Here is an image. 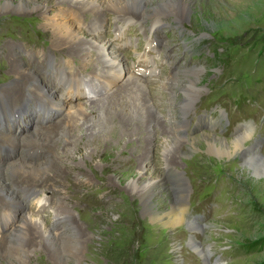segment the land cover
Returning a JSON list of instances; mask_svg holds the SVG:
<instances>
[{
    "label": "rangeland",
    "instance_id": "rangeland-1",
    "mask_svg": "<svg viewBox=\"0 0 264 264\" xmlns=\"http://www.w3.org/2000/svg\"><path fill=\"white\" fill-rule=\"evenodd\" d=\"M11 1L18 3V0ZM155 1L145 0L147 4ZM190 1L191 12L181 23V33L165 22L151 20L154 12L150 8L147 19L135 21L130 17H124L127 20L119 19L121 16L106 11L105 19H102L98 24L100 27L96 28L98 34L95 41L113 40L112 45L116 44L117 53L123 58L122 66L126 69L116 72L119 77L116 81L109 83L102 79L103 85H108L109 92L122 84L128 73H135L144 77L143 79L148 77L146 80L149 84L158 83L160 87H165L166 84L158 82V78L164 80L165 76L173 77V81L179 82L178 86H181L174 88L176 92L173 100L176 110L184 113L186 107L181 110L182 105L188 102L191 104L184 121L186 130L181 135L198 136L207 132L229 141L241 126H246L252 129L256 146L264 156V0ZM2 3L3 0H0V4ZM60 7L49 8L45 18L53 19L54 14L69 8ZM40 16L36 12L23 14L14 10L0 15V92L15 83L14 77L8 73V55L18 46L28 69L35 75L39 74L41 82L52 86L56 98L62 100L65 105L62 110L57 111L48 98L42 99V92L36 97H22L20 101H16V107L10 103L12 100L8 99L7 105H2L1 102L0 130L11 134L33 132L32 129L37 123L44 126L52 124L53 128L66 117L72 106H77L90 97L95 99L93 96L97 93L94 88L91 93L90 90L87 91V96L80 93L84 91L82 87L87 86V77L84 81L82 72L84 69L91 70L89 62L78 74L81 71L80 65L68 63L70 60L65 58L66 55H73L72 51L63 48L65 46L61 43L55 44L51 30L44 27L45 18ZM70 16L75 22L79 20V15ZM88 19L78 21L77 24L81 25H77L79 27L76 26V29L86 30V27H89ZM151 28L153 29L149 31ZM85 35L87 33H84ZM166 43H170L169 52L164 47ZM112 45L108 46L109 49L114 48ZM151 69H155V72L150 73ZM71 72H76L79 78L70 77ZM65 79H71V82L80 86L78 89L74 84L78 93L71 91L72 93L66 96L69 83ZM34 86L38 84L35 83ZM189 86L196 88V92L192 93V101L185 99L184 95ZM152 96L163 100L165 94L157 93ZM20 106L26 112L31 107L30 113L20 121L12 112V116L17 120L9 118L5 124L10 121L12 124L6 128L3 123L8 115L3 114V111L9 113L10 108ZM155 107L159 108L161 104H156ZM74 108L72 110H76V107ZM166 123L164 122L165 125ZM59 139L60 137L55 141L57 145L60 144ZM154 141V145H158L144 151L145 158L142 157L145 169L138 163L142 148H133V145L128 143L121 156V159L137 160L134 177L139 188L146 180L156 179L157 186L152 189V197L145 204L147 206H143L139 194L128 192L127 181L121 184L118 182L120 176H110L113 187H108L104 184L106 181L100 179L89 183L87 180L90 177L87 178V175L94 174L85 164L80 167L69 166L72 174L64 177L62 184H71L72 187L61 191H47L35 187V194L24 196L21 190L15 189L17 194H22L20 200L25 203L24 212L44 215L46 221L49 220L47 215L53 208L58 211L73 209L75 218L72 223L75 220L80 224L87 238L82 247L83 260L75 261L74 250H71V254L67 252L62 255L61 263L213 264L215 260L227 264L263 262L264 247L250 250L249 244L264 241V173L255 175L248 162L241 161L237 155L219 154V143L217 146H208L201 137L194 147L188 149L184 145L171 143L172 148L168 151L166 143L160 144L157 138ZM178 146L182 148L181 152L178 151ZM41 149L35 146L25 152L19 146L10 149L0 145L3 173L7 174V163L17 159L21 151L24 156L28 154L25 161H45L47 156L45 150ZM135 154L137 158L134 157ZM77 172L80 173L79 176H85L74 179L73 176ZM182 178L185 188L179 184ZM50 186L53 187V182L47 184L46 188ZM177 188H183L180 195L185 197L184 201L188 206V213L183 215L184 219L194 220L201 225L200 229H188V223L185 221L169 227L162 222L166 218L151 215L152 212L163 214L171 204H177L174 200L178 195ZM57 192H61V196L72 198L66 199L65 202L61 200L62 202L53 206L59 196ZM148 205L155 207L150 210ZM7 207L10 206L0 205V233L3 235L11 226L22 220V210L7 211ZM54 221L52 220V223ZM191 241L200 246V251L194 249ZM42 263L52 264L46 254ZM0 264H3L1 258Z\"/></svg>",
    "mask_w": 264,
    "mask_h": 264
},
{
    "label": "bare ground",
    "instance_id": "bare-ground-1",
    "mask_svg": "<svg viewBox=\"0 0 264 264\" xmlns=\"http://www.w3.org/2000/svg\"><path fill=\"white\" fill-rule=\"evenodd\" d=\"M17 2V4H14L11 0H3V3L0 4V15L14 10L23 14L36 12L37 15L40 14L45 18L44 15L49 8L69 7L67 8L68 10L66 9L61 13L54 14L53 19H43L45 21V26H43L51 30L52 39L56 45H60L61 43L62 46H65L63 48L72 51L73 55L65 56L66 59L70 60L68 63L79 64V70H81L89 62L90 71H88L89 69H84V71L82 69L78 72L80 74L83 71V80L87 77V82H85L87 86L82 87L84 91L80 93L87 96V91L90 90L91 93L94 89H97V93L93 96L95 99L90 97L91 99L84 100L77 104V106H72L69 110L67 109L66 117L53 128L51 127L52 124L44 126L37 123L32 129L33 132H23L19 135L0 130V145L3 147L7 146L10 149H14L19 146L22 151L25 150L26 152V150L28 151L37 146L45 150L44 152L47 156V159L43 162L25 161V156L28 154L25 153L26 155L24 156L21 151L17 159L10 160L7 163V174L3 173V161L0 160V205L1 207L10 206L5 208L7 211L9 209H17V211L14 210L16 212L22 210V220L20 223L11 226L9 231L4 233V235L0 233V258L3 260V264H41L44 261V254H46L52 264H62L60 258H62L64 253H70L71 250H74L73 259L75 261L83 260L82 247L87 238L80 224L75 220L72 223V219L75 218L73 209L69 208L64 211H58L53 208L47 215L49 220L46 221L44 219L46 216L44 215L26 214L27 211L24 212L26 209L25 203L20 200L22 194L19 195L15 191L18 188L24 196H30L31 194H35V187H41L47 191L52 189L61 191L66 189V187H72L71 184H62L64 177L66 178L72 174L69 166L80 167L82 164H85L92 169V173L94 174V176L87 175V178L90 177L87 181L91 183L94 179L104 180L106 181L104 184L108 187H113V183L110 180L111 175L114 177L120 176L118 182L121 184L127 181L128 192L133 191V194H139L143 206H147L145 204L152 197L151 191L157 186V181L156 179L152 181L146 180L141 185V188H139L138 182L134 177V174H136L134 166L137 164V160L131 158L121 159L123 149L128 143L132 144L133 148L143 149V152L138 155L140 159L138 163L139 165L141 164L143 169H145V162L142 159L144 151L158 145H154L156 144L154 141L156 138L160 144H167L169 148L166 150L168 151L172 148L171 143L178 144L179 146L184 145L188 149L194 147L196 141L201 137L208 146H217L219 143V154L237 155L241 161L248 162L252 166L255 175H262L264 173V156L256 146L257 142L253 139L252 129H248L246 126H241L238 133L229 141L216 134L207 132H203L198 136L190 134V136L186 137L181 135L186 130L187 125L184 121L186 120L188 110L191 108V104L189 102L181 104V110L186 107L184 113L180 111L179 113L176 110V104L173 100V95L176 92L174 88H180L181 86H178L179 82L173 81V77L165 76L164 80H160L157 77L158 82L162 81L166 84L165 87H160L158 83L149 84L146 80L148 77L143 79L144 77L142 78L135 73H128L122 84L109 92H107L108 85H103L102 79H105L109 83L116 81L119 78L116 76V72H120L123 68L126 69L122 66L123 58L117 53L116 44H113L114 48L111 47L109 49L108 47L112 45L113 40L95 41L98 34L96 28H99L98 24H100L102 19H105L106 11L112 15L121 16L119 19L123 18V20H127L124 17H130L135 21L147 19L149 16L148 8H150L154 12L151 20L161 23L165 22L169 26H173L175 31L181 33L183 32L181 23L188 18L191 12L190 0H156L155 3H148L150 4L149 6L145 0H18ZM71 14L75 16L79 15L78 21H82L83 18H89V27H86V30L83 28L76 29V26H80L81 24H77L78 21H73V17L70 16ZM95 23L97 24L95 25ZM84 33H87V35L84 36ZM181 44L183 45V42ZM164 45L169 52L170 43ZM8 56L10 59L8 61V73L14 77L13 82L15 83L9 89L2 91L4 93L0 92V103L2 102V105H7V101L12 100L13 102L10 103L15 106L16 101H20L22 97L33 95L36 97L37 95H41L38 94L39 92H42L41 96H44L42 97L43 100L48 98L57 111L63 109L65 104H63L62 100L56 98L53 87L46 82H41L39 74L35 75L32 73L33 71H30V68L28 69L23 60V53L18 46L14 47ZM151 71L155 72V69H151L150 73ZM111 72L113 73L111 74ZM75 73L71 72L69 76L72 78H76L77 76L79 78L78 74ZM65 80L69 83L66 96L71 91L78 93L74 85L76 83L71 82V79ZM35 83L38 86H34ZM28 84L29 86H27ZM76 86L80 89L79 85L76 84ZM194 92H196V88L189 86L184 93L185 99H191L192 101V93ZM157 93L165 94L164 98H162L163 100L153 98L152 95ZM20 95L21 97H19ZM156 104H161V107H155ZM15 107L10 108L9 113L3 111V114L8 115L6 121L3 120V125L6 128L12 124V121L5 124L9 118H14L12 112L16 114V117L18 116L20 121H23L26 118L25 116L31 111V107L27 112L25 109L23 111L22 106ZM74 107H76V110H72ZM164 122H167L166 125ZM59 137L58 142L60 144L57 145L56 142ZM252 141L255 143L253 142L246 146V144ZM179 146L178 151L181 152L182 148ZM134 157H136V154ZM79 175L80 173L77 172L73 178L78 179L85 176L84 174ZM49 182H53V187L46 188L47 184H50ZM184 183V179L182 178L179 184L182 185ZM125 187L122 188L124 192ZM183 188L185 187L183 186ZM183 188H177L176 190L178 195L174 200L177 201V204L174 206L171 204L170 208L164 211L163 214L158 215L152 212L151 215L166 218L162 222L169 227L185 221L188 225L190 224L194 228L200 229L201 225L197 224L194 220L184 219L183 215L188 213V206L187 202L184 201L186 200L185 197L180 195ZM60 194L55 199L53 206L57 205L61 200L65 202L66 199L72 198L61 196ZM148 206L150 210L155 207L153 205ZM52 220H55L54 223H52ZM192 243L194 249L200 251V246L195 242ZM205 264L208 263L206 262ZM213 264L227 263H219V260H215Z\"/></svg>",
    "mask_w": 264,
    "mask_h": 264
},
{
    "label": "trees",
    "instance_id": "trees-1",
    "mask_svg": "<svg viewBox=\"0 0 264 264\" xmlns=\"http://www.w3.org/2000/svg\"><path fill=\"white\" fill-rule=\"evenodd\" d=\"M257 242H252L249 244V249L250 250H256L259 249L260 247H264V241H262L261 243L256 244ZM258 245V246H256ZM259 264H264V261L259 263Z\"/></svg>",
    "mask_w": 264,
    "mask_h": 264
},
{
    "label": "flooded vegetation",
    "instance_id": "flooded-vegetation-1",
    "mask_svg": "<svg viewBox=\"0 0 264 264\" xmlns=\"http://www.w3.org/2000/svg\"><path fill=\"white\" fill-rule=\"evenodd\" d=\"M186 226H187V228H189L191 225L190 224L189 225L187 224Z\"/></svg>",
    "mask_w": 264,
    "mask_h": 264
},
{
    "label": "water",
    "instance_id": "water-1",
    "mask_svg": "<svg viewBox=\"0 0 264 264\" xmlns=\"http://www.w3.org/2000/svg\"><path fill=\"white\" fill-rule=\"evenodd\" d=\"M197 218V217H196Z\"/></svg>",
    "mask_w": 264,
    "mask_h": 264
}]
</instances>
